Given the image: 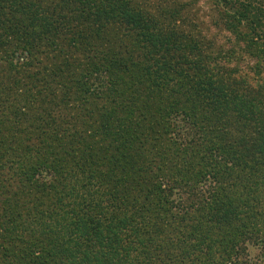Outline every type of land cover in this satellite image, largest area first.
<instances>
[{
	"label": "trees",
	"instance_id": "16d2710c",
	"mask_svg": "<svg viewBox=\"0 0 264 264\" xmlns=\"http://www.w3.org/2000/svg\"><path fill=\"white\" fill-rule=\"evenodd\" d=\"M149 2L0 0V264H264V90Z\"/></svg>",
	"mask_w": 264,
	"mask_h": 264
},
{
	"label": "rangeland",
	"instance_id": "374dc122",
	"mask_svg": "<svg viewBox=\"0 0 264 264\" xmlns=\"http://www.w3.org/2000/svg\"><path fill=\"white\" fill-rule=\"evenodd\" d=\"M238 1L251 2L258 9L257 16L260 11L264 13V0H235L233 4H236V9H239ZM149 3L156 10L158 7L183 9L179 14L183 13L181 26L195 29L196 35L208 46L207 55L211 60L231 67L238 66V85L264 90V59L259 56V51L264 49V36L255 40L246 37V41L239 40L240 44H237V34L224 28L228 27L225 23L227 16L233 14L230 6H224L219 0H150ZM260 18L264 27V17ZM251 26L244 22L238 27ZM257 253L256 249H251L252 257H256Z\"/></svg>",
	"mask_w": 264,
	"mask_h": 264
}]
</instances>
